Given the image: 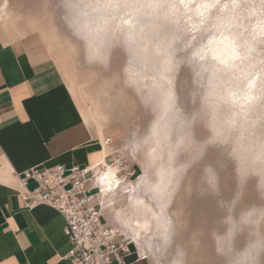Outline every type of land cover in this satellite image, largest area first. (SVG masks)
<instances>
[{
  "label": "clouds",
  "instance_id": "1",
  "mask_svg": "<svg viewBox=\"0 0 264 264\" xmlns=\"http://www.w3.org/2000/svg\"><path fill=\"white\" fill-rule=\"evenodd\" d=\"M71 2V23L86 38L97 73L106 72L103 53L117 32L129 63L143 56L151 62L152 83L142 96L122 94L119 77L109 75L101 97L131 129L133 148L147 163L158 158L152 182L169 195L207 200L219 219L206 229L165 219V254L154 264H264V190L251 200L241 176L264 175V14H251L250 0ZM101 7L122 9L129 20L107 27L92 15ZM254 80L253 100L233 103ZM144 115L146 125L139 122ZM205 236L212 238L211 260L202 258Z\"/></svg>",
  "mask_w": 264,
  "mask_h": 264
},
{
  "label": "crops",
  "instance_id": "2",
  "mask_svg": "<svg viewBox=\"0 0 264 264\" xmlns=\"http://www.w3.org/2000/svg\"><path fill=\"white\" fill-rule=\"evenodd\" d=\"M74 94L36 35L0 34V264H70L63 216L45 204L25 208L17 175L33 166L108 159L99 116L79 109ZM124 261L146 264L133 249Z\"/></svg>",
  "mask_w": 264,
  "mask_h": 264
},
{
  "label": "rangeland",
  "instance_id": "3",
  "mask_svg": "<svg viewBox=\"0 0 264 264\" xmlns=\"http://www.w3.org/2000/svg\"><path fill=\"white\" fill-rule=\"evenodd\" d=\"M6 1V2H5ZM93 3L101 5L108 4L106 0H92ZM115 4L119 0L113 1ZM5 3V5H3ZM112 3V1H111ZM251 8L248 10L255 17H261L264 14V0H250ZM64 0H0V34L8 38H14L22 35H36L40 43L50 49L59 66L65 81L72 83L75 87V94L72 95L79 109H92L96 113L95 107L100 112L97 114L100 121V135L112 139L111 146L125 154L127 165L134 170V175L130 179L122 180L119 188L111 196L102 192L99 196L106 203L109 221L131 242L133 252L142 257L146 264H154L165 254V248L160 236V228L157 226V220L152 217L153 211H158L155 204V198L150 189L138 185V177L148 172L152 182L153 165H149L144 154L133 147L131 129L114 118L110 109L104 107V101L101 97V90L111 86L107 76L117 75L119 77L118 87L122 94L130 99L142 96L152 83L153 68L147 56L133 59L129 63V56L125 53L120 34L113 38L111 46L105 49L103 59L107 65L106 72L99 74L96 72L95 65L89 63V57L93 53L86 44V38L71 23V16L67 9L63 7ZM3 6V9H2ZM113 8L101 7L92 15L99 20L105 19L107 27H114L116 24L123 23L124 12L111 15ZM121 11L122 9H114ZM187 11V9H185ZM116 11V12H117ZM207 15V12H204ZM1 17L5 18L4 20ZM141 19L140 17H136ZM143 23V21H142ZM49 33L46 39L42 31ZM120 53V60L117 64L113 53ZM254 87L248 88L240 95L231 97L233 103L241 105L252 101L256 95L258 81L254 80ZM249 90V99L246 100L244 94ZM147 116H141L140 123L147 124ZM95 130L97 126L93 124ZM131 145V146H130ZM105 152H109L110 145H104ZM126 148V149H125ZM130 148V149H128ZM117 151V150H116ZM234 167V165H230ZM150 169H152L150 171ZM241 176L245 181V187L248 197L251 200L258 201L260 193L264 190V175H250L247 171H242ZM137 177V178H136ZM153 183V182H152ZM130 184H135L136 192L127 196L124 190L130 189ZM139 186V187H138ZM106 195H105V194ZM103 194L105 196H103ZM108 196V197H107ZM138 198L139 204L134 203ZM136 198V199H135ZM166 217L184 220L189 228H207L209 224L217 226L219 219L214 213L207 211L209 204L207 200H185L182 192L166 197ZM204 211V223L201 224L200 213ZM176 216L173 217L172 214ZM139 224V226H133ZM124 231V232H123ZM136 239V240H135ZM236 243L240 246L244 244L243 237H237ZM160 249L158 252L157 249ZM140 249V250H139ZM212 238L205 236L203 239L202 258L211 260L212 257ZM140 251V252H138ZM126 260V259H125Z\"/></svg>",
  "mask_w": 264,
  "mask_h": 264
},
{
  "label": "built area",
  "instance_id": "4",
  "mask_svg": "<svg viewBox=\"0 0 264 264\" xmlns=\"http://www.w3.org/2000/svg\"><path fill=\"white\" fill-rule=\"evenodd\" d=\"M111 142L109 137L103 141L110 145L105 162L116 163L122 180L130 179L134 170ZM104 166L101 161L82 166L57 163L33 166L17 175V194L25 208L45 204L63 216L70 244L63 257L70 264H126L124 256L131 252L129 241L110 223L106 203L99 196L97 169Z\"/></svg>",
  "mask_w": 264,
  "mask_h": 264
},
{
  "label": "bare ground",
  "instance_id": "5",
  "mask_svg": "<svg viewBox=\"0 0 264 264\" xmlns=\"http://www.w3.org/2000/svg\"><path fill=\"white\" fill-rule=\"evenodd\" d=\"M112 1V4H115L113 1H116V0H106V3H111ZM6 2V1H5ZM119 2L121 3L122 0H119ZM5 5V3L3 4ZM2 9H3V6H2ZM117 10H112L111 12V15H115V14H118L121 15L124 10H121V11H117ZM202 12L204 10H201ZM105 19H101V21H104ZM129 20V17L128 16H124L122 21H128ZM254 81H249L248 83V88L250 89L251 87H254ZM249 95H250V92L249 90L244 94L246 100L249 99ZM234 97V96H233ZM96 113L98 114L100 112V110L95 107L94 108ZM104 144V143H103ZM105 145V144H104ZM131 146V145H130ZM133 148V147H132ZM104 149H105V146H104ZM126 149V148H125ZM130 149V148H128ZM131 150V149H130ZM106 154L105 150H104V155ZM156 160H158L157 157H155ZM154 159V158H153ZM101 162H103L105 164L104 168L103 169H97V170H100L99 173H98V179H97V183L102 187V192H105L106 194L108 195H112L114 194V192L119 188V185L121 184L122 182V178L121 176L119 175V172H118V166L116 165V163H106L105 162V158L101 160ZM155 167V164L153 165V168ZM152 169H150L151 171ZM137 178V177H136ZM138 180H139V184L140 187H145V189H150L151 192L153 193V196H154V200H155V204L158 206V211L156 213V211H153L152 213V217L157 220V226L161 229L164 225V220L167 219V217L165 216L166 213H165V209H166V197H167V190L166 188H161L157 185H155L154 183L151 182V179L149 177V174L148 172L140 175L138 177ZM137 190V187L135 184H130V189H126L124 190V194H126L127 196L129 195L130 197L136 192ZM101 192V193H102ZM104 193V194H105ZM103 194V196H105ZM100 195V194H99ZM108 197V196H107ZM134 196H132V199H133ZM131 199V198H130ZM131 199V200H132ZM136 199V198H135ZM133 201V200H132ZM134 203L136 204H139V200L138 198L136 200L133 201ZM108 217H109V214H108ZM111 218V217H109ZM133 226H139V224H133ZM116 227V226H115ZM117 228V227H116ZM118 229V228H117ZM118 231H121L120 229H118ZM122 232V231H121ZM124 232V231H123ZM122 234V233H121ZM123 235V234H122ZM124 236V235H123ZM125 237V236H124ZM125 239H127L125 237ZM128 240V239H127ZM136 240V239H135ZM129 245H130V248L132 249V245H131V242L129 241ZM140 250V249H139ZM140 252V251H138ZM138 256V255H137Z\"/></svg>",
  "mask_w": 264,
  "mask_h": 264
},
{
  "label": "snow or ice",
  "instance_id": "6",
  "mask_svg": "<svg viewBox=\"0 0 264 264\" xmlns=\"http://www.w3.org/2000/svg\"><path fill=\"white\" fill-rule=\"evenodd\" d=\"M63 7L71 9V8L75 7V5L71 2V0H65ZM113 56H114L115 62L118 64L119 60H120V53L115 52V53H113Z\"/></svg>",
  "mask_w": 264,
  "mask_h": 264
}]
</instances>
